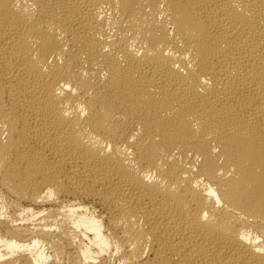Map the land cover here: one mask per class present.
Instances as JSON below:
<instances>
[{
  "label": "bare ground",
  "instance_id": "bare-ground-1",
  "mask_svg": "<svg viewBox=\"0 0 264 264\" xmlns=\"http://www.w3.org/2000/svg\"><path fill=\"white\" fill-rule=\"evenodd\" d=\"M0 264H264V0H0Z\"/></svg>",
  "mask_w": 264,
  "mask_h": 264
}]
</instances>
